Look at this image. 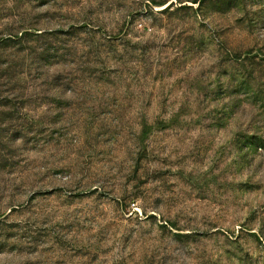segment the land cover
I'll list each match as a JSON object with an SVG mask.
<instances>
[{"label":"rangeland","instance_id":"374dc122","mask_svg":"<svg viewBox=\"0 0 264 264\" xmlns=\"http://www.w3.org/2000/svg\"><path fill=\"white\" fill-rule=\"evenodd\" d=\"M0 264H264V0H0Z\"/></svg>","mask_w":264,"mask_h":264}]
</instances>
